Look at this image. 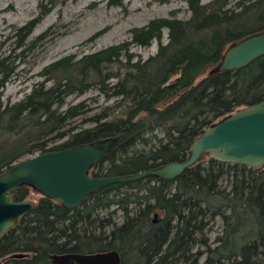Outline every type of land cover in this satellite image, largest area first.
Returning a JSON list of instances; mask_svg holds the SVG:
<instances>
[{
	"label": "trees",
	"instance_id": "obj_1",
	"mask_svg": "<svg viewBox=\"0 0 264 264\" xmlns=\"http://www.w3.org/2000/svg\"><path fill=\"white\" fill-rule=\"evenodd\" d=\"M186 1L188 19H155L132 31L139 45L168 31L144 60L134 59L129 43L111 45L50 63L41 71L45 79L17 101L3 103L0 92V171L25 156L106 138L115 142L91 176L183 161L207 126L264 99V55L214 70L228 45L264 30V0ZM56 3L47 0L41 15ZM38 20L18 31V47ZM15 69L10 57H0V89ZM92 89L114 104L86 117L87 103L68 99ZM31 190L20 185L11 195L21 201ZM107 250L117 251L121 264H264V168L205 155L173 179L111 184L73 208L40 196L0 239V264H54L52 254Z\"/></svg>",
	"mask_w": 264,
	"mask_h": 264
},
{
	"label": "water",
	"instance_id": "obj_2",
	"mask_svg": "<svg viewBox=\"0 0 264 264\" xmlns=\"http://www.w3.org/2000/svg\"><path fill=\"white\" fill-rule=\"evenodd\" d=\"M264 55V30L228 45L214 67L230 71L245 67ZM115 138L96 140L74 147L39 153L0 171V239L15 228L22 216L33 207L25 198L13 200L11 192L26 185L65 208L78 206L93 191L115 183H128L156 176L173 179L194 165L202 155L232 164L264 168V99L241 107L207 126L196 137L183 161H172L159 167L128 175L94 177L89 170L113 145ZM157 214H154L153 222ZM11 257H23L15 253ZM54 264H121L115 250L89 253L52 254Z\"/></svg>",
	"mask_w": 264,
	"mask_h": 264
},
{
	"label": "rangeland",
	"instance_id": "obj_3",
	"mask_svg": "<svg viewBox=\"0 0 264 264\" xmlns=\"http://www.w3.org/2000/svg\"><path fill=\"white\" fill-rule=\"evenodd\" d=\"M56 2L41 15L43 6H48L47 0H0V57H10L16 65L14 74L0 89L3 103L22 98L36 82L45 79L41 74L45 66L69 55L81 57L111 45L129 43L128 52L134 59L144 60L156 53L159 42L166 43L168 31L162 29L160 41L153 39L148 45H139L132 42L134 29L160 18L186 20L191 14L186 0H122L120 5H110L109 0ZM38 17L30 34L23 39L24 45L18 47L23 35L18 31ZM79 100H84L90 109L86 117L114 104L96 89L68 99ZM39 197V193L31 190L26 198L36 202ZM213 225L212 236L219 229L218 222Z\"/></svg>",
	"mask_w": 264,
	"mask_h": 264
},
{
	"label": "flooded vegetation",
	"instance_id": "obj_4",
	"mask_svg": "<svg viewBox=\"0 0 264 264\" xmlns=\"http://www.w3.org/2000/svg\"><path fill=\"white\" fill-rule=\"evenodd\" d=\"M33 190H34V189H33ZM34 191H35V190H34ZM35 192H37V191H35ZM37 193H39V192H37ZM39 194H40V193H39ZM40 196H43V195L40 194ZM44 197H46V196H44ZM47 198H48V197H47ZM49 199H50V198H49ZM51 200H52V199H51ZM53 201H54V200H53ZM55 202H56V201H55ZM35 203H36V202H33L34 205H35ZM34 205H33V206H34ZM32 208H33V207H32ZM18 224H19V223H18Z\"/></svg>",
	"mask_w": 264,
	"mask_h": 264
}]
</instances>
